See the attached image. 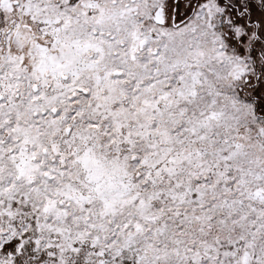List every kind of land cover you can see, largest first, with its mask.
Masks as SVG:
<instances>
[{
  "label": "snow or ice",
  "instance_id": "1",
  "mask_svg": "<svg viewBox=\"0 0 264 264\" xmlns=\"http://www.w3.org/2000/svg\"><path fill=\"white\" fill-rule=\"evenodd\" d=\"M0 264H264V0H0Z\"/></svg>",
  "mask_w": 264,
  "mask_h": 264
}]
</instances>
